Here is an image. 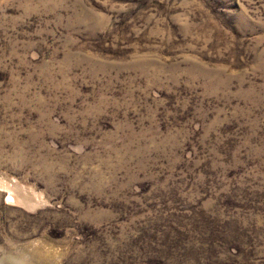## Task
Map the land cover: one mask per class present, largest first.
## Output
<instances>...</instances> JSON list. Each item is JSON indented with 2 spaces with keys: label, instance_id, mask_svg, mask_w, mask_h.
Returning <instances> with one entry per match:
<instances>
[{
  "label": "rangeland",
  "instance_id": "1",
  "mask_svg": "<svg viewBox=\"0 0 264 264\" xmlns=\"http://www.w3.org/2000/svg\"><path fill=\"white\" fill-rule=\"evenodd\" d=\"M0 264H264V0H0Z\"/></svg>",
  "mask_w": 264,
  "mask_h": 264
}]
</instances>
